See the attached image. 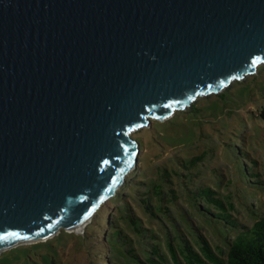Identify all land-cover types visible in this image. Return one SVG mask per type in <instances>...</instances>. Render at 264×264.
Returning a JSON list of instances; mask_svg holds the SVG:
<instances>
[{
    "label": "water",
    "instance_id": "water-1",
    "mask_svg": "<svg viewBox=\"0 0 264 264\" xmlns=\"http://www.w3.org/2000/svg\"><path fill=\"white\" fill-rule=\"evenodd\" d=\"M264 62V0H0V245L91 220L131 132Z\"/></svg>",
    "mask_w": 264,
    "mask_h": 264
},
{
    "label": "rangeland",
    "instance_id": "rangeland-1",
    "mask_svg": "<svg viewBox=\"0 0 264 264\" xmlns=\"http://www.w3.org/2000/svg\"><path fill=\"white\" fill-rule=\"evenodd\" d=\"M223 92L225 94L220 96ZM263 98L264 62L258 64L254 72L248 73L242 78L233 79L230 84L223 86L220 90L197 96L189 105L176 109L169 117L162 119L150 117L148 124L131 132V135L136 137L139 142L136 159L131 168L124 174L123 180L116 187L114 193L107 197L103 203L108 200L116 201L120 193L123 195L124 201L138 211L141 222L147 221V224L143 225L154 227L166 236V233L164 234L159 226L162 223L164 230L173 235L170 222L161 216L157 221L150 222V219H147L141 206L129 198L130 192L125 184L131 182L137 187L145 186L147 176L149 177L153 168L158 165L171 164L172 162L179 165L183 157L188 158L202 154V158L198 159L201 167H197V174L193 175L198 183L205 186L209 185L216 189V192L221 190L235 195L237 193L235 188H237L243 203L259 205L263 201L264 206V190L255 186H248L246 182V179L249 178L248 174L243 176L242 172L243 170L251 172L252 180L264 179V150L256 145L257 138L264 141V120L256 117L262 108ZM196 106L198 109L192 111ZM251 111L255 113L253 114ZM255 127L258 128L259 132ZM257 132L259 136L256 135ZM162 141L164 144L160 143ZM225 142H227V150L224 145ZM245 144L258 160L253 161L247 155L237 158L234 156L232 145L239 147L242 149L239 151L243 152ZM202 162L207 165L204 166L205 164ZM258 166H262V168L257 177L254 172L259 168ZM178 208L187 215L195 228L211 244H221L219 238L210 229V225L194 212L193 207L186 200L181 199ZM170 211L185 237L198 248L192 233L186 226L187 224L176 210V206H172ZM233 211L242 216L245 223L252 224L253 220L247 215L243 205L238 202V198H236ZM110 212L112 215L110 220L114 219L115 214V217L119 218V223L109 224L107 227H103L101 232L108 234L110 229H116L112 228L113 226L118 227L116 225L120 224L123 230L130 233L131 239L141 238L137 243L138 247L151 248L149 242L156 241L155 236L138 237L125 221L122 210ZM88 228L89 225L79 232L64 229L65 231L59 234L63 229L61 228L44 240L20 242L11 247L8 246L0 252V264H95L92 254L88 251V245L84 244L81 239L82 235L88 237L85 231ZM47 239H52V244L56 246L41 243ZM164 246L167 250L166 243ZM125 247L129 248L130 246L126 245ZM107 252L106 257L109 262L115 260L118 264H126L123 259L115 257L116 253ZM140 257L142 256L140 255Z\"/></svg>",
    "mask_w": 264,
    "mask_h": 264
},
{
    "label": "trees",
    "instance_id": "trees-1",
    "mask_svg": "<svg viewBox=\"0 0 264 264\" xmlns=\"http://www.w3.org/2000/svg\"><path fill=\"white\" fill-rule=\"evenodd\" d=\"M224 94L225 92L221 93L220 96ZM261 105L262 108L256 117L264 120V98ZM195 109H198V107H194L192 111H195ZM251 112L255 113L254 111ZM255 129L259 132L257 127ZM258 132L256 133L257 136H259ZM160 143L164 144L163 141ZM224 145L227 150V142ZM256 145L264 150V141H260L257 138ZM232 147L236 158L247 155L253 161L258 160L251 153L247 144H245L243 152L239 151L242 149L235 145H232ZM202 156L200 154L188 158L183 157L179 165L176 162L158 165L153 168L150 176H147L145 186L137 187L131 182L125 184V187L128 186L127 190L130 192L129 198L135 200L141 206L147 219H150V222L157 221L159 216H161L164 220L170 222L173 235L169 231L164 230L162 223L159 226L164 231V234L166 233V236L154 227L143 225L147 224V221L141 222L138 211L131 208L120 193L116 201L108 200L104 202L95 211L91 221L87 224L89 228L85 231L88 237L86 235L81 236L82 242L88 245V251L92 254L94 263L118 264L115 260L109 262L106 257V252L112 251L116 253V258L123 259L126 264H264L263 201L259 205L243 203L237 188H235L237 191L235 195L221 190L216 192V189L211 186L198 183L193 175L197 174V167H201L198 159L202 158ZM140 158L142 163V156ZM202 163L205 164L204 166L207 165L204 162ZM258 167L257 171L254 172L257 177L261 172L262 166ZM242 172L243 176L248 174V179H250L249 182L246 179L248 186H255L264 190V179L252 180L251 172H246V170ZM236 198L243 205L247 215L253 220L252 224L245 223L242 216L233 211ZM181 199L186 200L193 207L194 212L210 225L211 228H209L219 238L221 244H211L195 228L187 215L178 208ZM172 206H176V210L187 224L186 226L192 233L199 249L190 243L182 229L175 223L170 211ZM113 210L115 212L117 210L123 211L125 221L138 237L152 235L157 238L156 241L149 242L150 249L138 247L137 243L141 238L131 239L130 233L123 230L120 224L116 225L118 227L113 226L112 228L116 229H110L108 234L101 232L103 227L119 223V218L115 217V214L114 219L110 220L112 216L110 211ZM64 231L62 229L59 234ZM57 235L54 237L56 238ZM104 236L105 238H103ZM101 238L102 240H100ZM41 243L52 244V239H47ZM165 243L167 244V250L164 246ZM126 245L130 247L126 248Z\"/></svg>",
    "mask_w": 264,
    "mask_h": 264
},
{
    "label": "bare ground",
    "instance_id": "bare-ground-1",
    "mask_svg": "<svg viewBox=\"0 0 264 264\" xmlns=\"http://www.w3.org/2000/svg\"><path fill=\"white\" fill-rule=\"evenodd\" d=\"M91 220H86L84 222H81L79 223L78 225L72 227V228H69L68 231H76V232H79V231H82L84 230L85 226L90 222ZM53 235V233H51L49 236L51 237ZM49 236H44V237H34V238H28V239H20V240H17L15 242H13L14 244H18L20 242H36V241H39V240H44L46 238H49ZM11 247L10 245H0V252L4 249H6L7 247Z\"/></svg>",
    "mask_w": 264,
    "mask_h": 264
},
{
    "label": "snow or ice",
    "instance_id": "snow-or-ice-1",
    "mask_svg": "<svg viewBox=\"0 0 264 264\" xmlns=\"http://www.w3.org/2000/svg\"><path fill=\"white\" fill-rule=\"evenodd\" d=\"M7 237L0 236V240H6Z\"/></svg>",
    "mask_w": 264,
    "mask_h": 264
}]
</instances>
